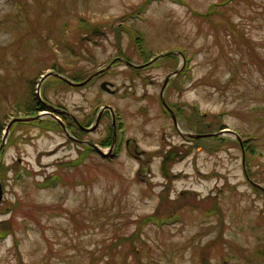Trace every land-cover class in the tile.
<instances>
[{
  "label": "rangeland",
  "instance_id": "obj_1",
  "mask_svg": "<svg viewBox=\"0 0 264 264\" xmlns=\"http://www.w3.org/2000/svg\"><path fill=\"white\" fill-rule=\"evenodd\" d=\"M141 1L0 0V227L11 228L0 264H264V0L229 2L225 19L238 36L225 20L193 15L220 0H149L128 16ZM25 12L45 39L27 34ZM135 34L147 61L135 58ZM184 51L192 77L178 84ZM49 70L83 83L44 81L40 95L53 109L35 100ZM103 105L119 116L118 156L90 152L73 165L85 141L111 148ZM100 111L92 130L69 119L91 127ZM221 111L222 129L239 138L178 131L197 133L199 115L208 122ZM27 116L54 128L16 125L5 136L11 119ZM152 213L160 221H146Z\"/></svg>",
  "mask_w": 264,
  "mask_h": 264
},
{
  "label": "trees",
  "instance_id": "obj_2",
  "mask_svg": "<svg viewBox=\"0 0 264 264\" xmlns=\"http://www.w3.org/2000/svg\"><path fill=\"white\" fill-rule=\"evenodd\" d=\"M14 1L17 2L19 5H22L25 0H14ZM232 1L233 0H220L214 6H211L210 8H208V10H206L205 13L202 14L200 12L199 13L198 12H195V13H193V15L195 17H200V16H204L206 18L209 17L208 19H210L211 22H213L215 20H217V21L219 20L218 22H223V20H225V24L228 25V27H227L228 28L227 30L229 32L228 34L229 35H233V36H235V35L238 36L237 31L235 32L234 28L232 27L233 24H230L225 19L226 12H224V10L227 7V5L229 4V2H232ZM149 4H150V1L149 0H143V1H141V3L139 4V6H137L134 9V11L132 13H130L128 16H134V14H138V12H140V13L141 12H145ZM219 10H221V14L218 12ZM78 16H79V19H78L79 21L76 23V30H82L83 27H85V25H84V22H81L82 19H83L82 16L81 15H78ZM128 16H124V17H121V18H122V20H125V18L127 19ZM23 18H25L24 19V22L25 23H27V21H29L30 24H31V25L27 24L28 25V27H27L28 28L27 34H29V36L31 38H33L34 35H36L35 39H38L37 37H42V35H40V33H41L40 30H36L37 26H33V20L31 18V15H29L27 12H25ZM95 30L96 29L91 28L90 31L87 32V33H90L91 32L93 34V31H95ZM22 36H26V33L24 32V35H22ZM43 39H45V38L42 37V40ZM133 40L135 41V44H136V42H141L143 40V37L141 35H139V34H135ZM64 43H65V45L71 46V44L69 42H64ZM137 46L139 47V49H137V54L135 55V58L137 56V59H140V60H143V61L149 60V58L151 57V54L149 53V51L143 49L140 44H136V47ZM133 54H135V53H133ZM184 55L187 57L186 58L187 60H186L185 66L180 71H178V78H177V83L178 84L181 83L180 82L181 80H179V77L184 76V80L185 81H187V80L190 81L191 80V77H192L191 76V67L188 65L189 56H188L187 53H185V51H184ZM168 57H170V54H167L165 56H162L161 58H159L157 60L159 61V60H161L163 58L167 59ZM128 58H130V56H128ZM132 70H134V68ZM65 75H67V77H69L70 79H74V80H78L79 79L78 77L71 76V74H66L65 73ZM50 78H52L54 80H59L58 82L61 83V84H65V86L66 85L67 86L69 85L68 83H65V81H63V80H61L59 78H56V77L54 78L53 76L47 78L45 80V82L47 80H50ZM33 100H34V95H33ZM35 100L37 102L39 101L37 99V97L35 98ZM192 106H193L194 109H193V111L191 113H189V114L186 115L187 117L188 116H190V117L191 116H194L195 115L194 112H198L197 105L193 104ZM175 108L179 110L180 109V106L179 105H176ZM224 114H226L224 111H221V112L216 113V114H213V115L211 114L212 115V120H210L208 122L205 119L203 120V117L205 116V113L199 115V117H201V118H200V120H199V122L197 124L196 132L197 133H202V132H209V131H213V130L217 131V128L218 129H222L223 127H225V126H222L223 123H222V119H221ZM34 122L39 125V128H42V129H45V128H54V125L51 122H48L46 120H41V121L36 120ZM21 125H27L28 126V124H21ZM248 136L244 140V144L246 143L244 145V148H245V151H248V152L252 153V152H254V150H256V148H255L256 145L253 142L256 141V140H259V136L258 135H255L254 133H251L250 136L249 137ZM212 137H215V136L212 135ZM87 153L88 152L86 150H83V152H80V155L87 157ZM216 212H218V207H216V206H214L212 210H205V211H203V213L206 216H208L210 214H213V213H216ZM161 216H162L161 214L152 213L151 215H149L147 217L146 221H149V220H152V219L153 220L160 221V217ZM9 233L11 234V228H9V227H2L1 228L0 227V239H2L5 235H7ZM263 253H264V251H263Z\"/></svg>",
  "mask_w": 264,
  "mask_h": 264
},
{
  "label": "water",
  "instance_id": "obj_3",
  "mask_svg": "<svg viewBox=\"0 0 264 264\" xmlns=\"http://www.w3.org/2000/svg\"><path fill=\"white\" fill-rule=\"evenodd\" d=\"M168 53H170V52L162 53V54H160V55H157L156 57H154V59L160 58V57H162V56H164V55H166V54H168ZM181 62H182V65H183V60H182ZM127 64L133 65L132 63H127ZM182 65H181V67H182ZM136 66H139V67H140V66H143V65H136ZM105 69H107V67H104V68L101 69L100 71L95 72L94 74H92V75L86 80V82H87L90 78H92L94 75H97L98 73H100L101 71H103V70H105ZM171 74H172V73H169V74L165 77L164 82H163V86L166 84V82H167V80L169 79V77L171 76ZM49 76H56L57 78H60V79H62V80H64V81L66 80V82H68L70 85L79 86V85L83 84L82 82H74V81L68 79L67 77H65L64 75H62V74H60V73H58V72H56V71H47V72H45L44 74H42L41 77L38 78L39 81L37 82V85H36V96H37V98L39 99V101L42 102V104L46 105L47 107H49V108H51V109H53V107L50 106L48 103H46V102L42 99V97H41V95H40V87H41V84H42V83H43V82H44ZM110 85H112V83L107 82V81H102V82L100 83V87H101L102 89H104L105 91H107V92H109V93H112L113 90L110 89V87H109ZM161 90H162V89H161ZM159 94H160V97H162V96H161V92H160ZM162 102H163V104L165 103L164 101H162ZM165 105H166V104H165ZM101 109H109L110 111H112V108H111L109 105H108V106H107V105H105V106H101ZM55 111H57V112H61V111L58 110V109H55ZM171 113H172V112L170 111V114H171ZM100 114H101V111H100V112L98 113V115L96 116L94 122L92 123L93 125H92L91 127H84V126H82L81 124H79L77 121H76V123L79 125V127H80L82 130H85V131L92 130V129H94V127H96V125L98 124V121H99V119H100V117H99ZM171 117H172L174 123H176V121L174 120L175 118H174L173 114H171ZM34 118H36V117H16V118L11 119V120L9 121V123L7 124L6 128H5V136H6V134L8 133L7 131H9V128H10L11 124H12L14 121H28V120H32V119H34ZM55 118L57 119L56 116H55ZM58 120H59V119H58ZM112 121L114 122V120H112ZM175 126H176V124H175ZM178 131H179L180 134H182V135L185 134L187 137H191V138L207 137V136H211L212 134H213L214 136H218V135H221V134H224V133H229V134H232V135L236 136L237 138H239L238 135H237L234 131H232V130H230V129H226V128H225V129H222V130H220V131H218V132H210V133H184V132H182V131H180V130H178ZM92 145H93L94 148L100 153L101 156H105L104 152H103L98 146H96V145H94V144H92ZM263 192H264V191H263ZM0 193H1V189H0Z\"/></svg>",
  "mask_w": 264,
  "mask_h": 264
},
{
  "label": "flooded vegetation",
  "instance_id": "obj_4",
  "mask_svg": "<svg viewBox=\"0 0 264 264\" xmlns=\"http://www.w3.org/2000/svg\"><path fill=\"white\" fill-rule=\"evenodd\" d=\"M48 108H49V107H48ZM50 114L52 115V118H54L53 116H56V115H54L53 113H50ZM58 114H60V113H58ZM50 117H51V116H50ZM67 117H68V116L62 114V118H63V119H68ZM69 119H72V120L75 122V118H74V116L71 115V118L69 117ZM75 126H76V125H75ZM114 138H115V134H114L113 140H114Z\"/></svg>",
  "mask_w": 264,
  "mask_h": 264
}]
</instances>
